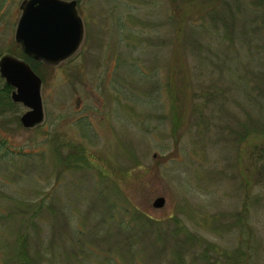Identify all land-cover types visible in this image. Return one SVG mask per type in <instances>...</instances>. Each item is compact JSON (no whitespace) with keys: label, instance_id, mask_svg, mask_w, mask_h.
Returning <instances> with one entry per match:
<instances>
[{"label":"rangeland","instance_id":"rangeland-1","mask_svg":"<svg viewBox=\"0 0 264 264\" xmlns=\"http://www.w3.org/2000/svg\"><path fill=\"white\" fill-rule=\"evenodd\" d=\"M75 1L81 42L47 66L18 56L21 0H0V55L32 65L43 112L23 128L0 99V264H264L254 0Z\"/></svg>","mask_w":264,"mask_h":264},{"label":"water","instance_id":"water-1","mask_svg":"<svg viewBox=\"0 0 264 264\" xmlns=\"http://www.w3.org/2000/svg\"><path fill=\"white\" fill-rule=\"evenodd\" d=\"M13 39L27 57L52 66L69 57L79 46L83 29L75 0H21ZM0 77L11 87L10 100L25 110L18 121L23 128L41 123L40 77L29 64L13 54L0 55ZM164 203L162 196L151 202L153 208Z\"/></svg>","mask_w":264,"mask_h":264},{"label":"trees","instance_id":"trees-1","mask_svg":"<svg viewBox=\"0 0 264 264\" xmlns=\"http://www.w3.org/2000/svg\"><path fill=\"white\" fill-rule=\"evenodd\" d=\"M202 1H204V2L209 1L210 4H213L214 2H216L215 4H213V6H211L210 8H208L206 10L207 11V15H214V12L215 11L213 12V9H214V6L217 5V3L219 2V0H201L200 2L202 3ZM221 3L225 7H226V5L229 6V4H230V3L227 2V0H223ZM234 3H236V6L235 7L238 10L240 8L239 4L241 3V0H235ZM254 3H255L254 4L255 5V8H257L258 11H260L258 13V15L256 16V18H255V22L258 21V29L259 30H263V28H264V0H254ZM227 9L230 10L229 8H227ZM175 10H176V14L177 15H183L185 13L184 8H182L180 5L176 6L175 7ZM173 13H175V11H173ZM231 14H232V12H231ZM199 19H201V17ZM221 21H224V20L221 19ZM194 25H199V23H195ZM179 29H180V27H178L177 30H179ZM11 54L15 55V53H11ZM20 55H24V54H19L18 56H20ZM24 57H25V59L28 58L25 55H24ZM26 60H28V59H26ZM30 60H32V59H30ZM228 60H230V58L225 55V59L223 61H228ZM34 63L37 64V63H41V62L35 61ZM29 65H30V67H32L31 64H29ZM189 77H190L189 79H191V80L193 79V76L192 75L189 76ZM183 79H185L184 76L182 77L181 80H183ZM191 80H190V82H191ZM175 82H177V81H175ZM239 86L241 87V89H243L245 87L244 84H242V82L240 83ZM10 90H11L10 86H8L5 83L0 87V91H2L4 93V96H0V99L3 100L2 101V104H3V107L6 106V109H10V106H13V103L10 100H8V94H9ZM1 109H0V113L2 112ZM263 132L264 131H257V133L259 134V137L260 138H263V136H264V133ZM252 148L253 149L251 150V161L254 164V166H253L254 167V172H256V175L264 174V141H259V143L257 142L256 144H254L252 146Z\"/></svg>","mask_w":264,"mask_h":264}]
</instances>
